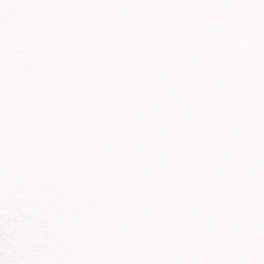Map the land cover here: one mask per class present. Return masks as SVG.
<instances>
[{
    "label": "snow or ice",
    "instance_id": "snow-or-ice-1",
    "mask_svg": "<svg viewBox=\"0 0 264 264\" xmlns=\"http://www.w3.org/2000/svg\"><path fill=\"white\" fill-rule=\"evenodd\" d=\"M0 264H264V0H0Z\"/></svg>",
    "mask_w": 264,
    "mask_h": 264
}]
</instances>
